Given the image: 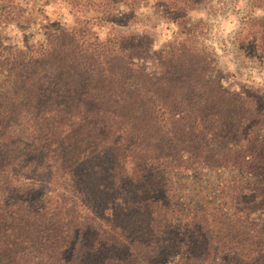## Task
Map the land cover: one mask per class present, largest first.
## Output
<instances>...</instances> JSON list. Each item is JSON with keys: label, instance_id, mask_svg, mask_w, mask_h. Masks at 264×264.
<instances>
[{"label": "trees", "instance_id": "1", "mask_svg": "<svg viewBox=\"0 0 264 264\" xmlns=\"http://www.w3.org/2000/svg\"><path fill=\"white\" fill-rule=\"evenodd\" d=\"M52 1L73 23L0 33V264H264V92L221 84L190 18L209 0H147L177 26L158 49L117 30L144 0ZM253 1L242 38L264 57ZM15 6L0 23L26 31ZM205 176L220 195L195 203Z\"/></svg>", "mask_w": 264, "mask_h": 264}, {"label": "rangeland", "instance_id": "2", "mask_svg": "<svg viewBox=\"0 0 264 264\" xmlns=\"http://www.w3.org/2000/svg\"><path fill=\"white\" fill-rule=\"evenodd\" d=\"M253 0H209L199 9L190 13L191 22L199 31V39L213 49L216 54L217 72L224 87L239 90L242 86L259 87L264 92V57L251 46L242 36L246 32L249 17L261 16V8L254 6ZM14 7L17 14L33 19L26 31L20 28L18 20L0 23V33L9 38L10 42L21 45L26 35L29 40L35 41L43 37L39 21L52 29L65 27L73 23L72 16L67 13V8L57 1H50L46 6V14L32 11L30 5L33 0H15ZM151 2L144 0L138 13V21L128 24H116L117 30L123 33H139L146 31L153 40V48L158 49L169 41L174 40L177 29L176 23L159 18L152 12ZM6 13L3 14L5 16ZM39 15V16H36ZM22 18V17H21ZM19 18V19H21ZM101 33L103 31L100 29ZM244 42L247 44L245 45ZM188 194L194 195V202L198 203L205 197L212 195L213 199L220 195V188L216 187L212 179L205 176L200 185H190ZM185 200L183 204L187 203ZM177 251V250H176ZM174 251L165 257L166 262L157 263L156 260L148 261L149 264H175L183 256V251ZM122 252V251H121ZM117 253V252H116ZM139 264H145L140 262Z\"/></svg>", "mask_w": 264, "mask_h": 264}]
</instances>
